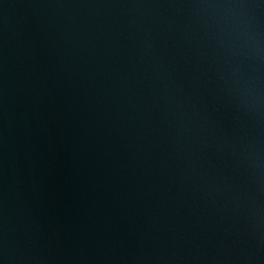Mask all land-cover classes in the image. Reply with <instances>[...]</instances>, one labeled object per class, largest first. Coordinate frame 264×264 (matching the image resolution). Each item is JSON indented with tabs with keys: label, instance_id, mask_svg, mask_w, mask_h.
Wrapping results in <instances>:
<instances>
[{
	"label": "water",
	"instance_id": "1",
	"mask_svg": "<svg viewBox=\"0 0 264 264\" xmlns=\"http://www.w3.org/2000/svg\"><path fill=\"white\" fill-rule=\"evenodd\" d=\"M0 264H264V0H0Z\"/></svg>",
	"mask_w": 264,
	"mask_h": 264
}]
</instances>
